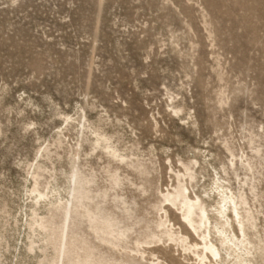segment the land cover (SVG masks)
I'll list each match as a JSON object with an SVG mask.
<instances>
[{"label": "rangeland", "instance_id": "obj_1", "mask_svg": "<svg viewBox=\"0 0 264 264\" xmlns=\"http://www.w3.org/2000/svg\"><path fill=\"white\" fill-rule=\"evenodd\" d=\"M77 167L70 235L96 262L201 264L158 223L168 211L196 243L165 194L180 175L211 203L219 174L264 264V0H0V264L52 262L28 228L34 191L69 198Z\"/></svg>", "mask_w": 264, "mask_h": 264}, {"label": "bare ground", "instance_id": "obj_2", "mask_svg": "<svg viewBox=\"0 0 264 264\" xmlns=\"http://www.w3.org/2000/svg\"><path fill=\"white\" fill-rule=\"evenodd\" d=\"M97 142L103 141L97 139ZM112 153L115 155L117 151L112 150ZM48 154V149H46L43 157H47ZM233 166L235 165L233 164ZM42 170V164L38 163L32 173V179L35 183L41 177L40 172ZM182 177L194 180V175L190 173V170H186V174ZM177 179L179 186L174 189L173 193L165 194V208H169L173 214L178 216L180 225L194 238L196 243H192L187 235L182 234L180 228H176L166 210L158 223L161 237L166 238L171 243L180 242L183 251L191 253L201 264L213 262L216 264H253L246 233V222H249L250 219L241 213L236 197L232 190L225 185V180L218 174V179L215 178L214 185L216 188L213 196L211 197L209 194L207 196V199L212 202L207 203L197 194L192 195L191 189L188 188L189 185L182 184L180 175ZM69 186V198L66 199L62 198L59 193L54 194L56 192L49 198V196L39 191H34L37 193V197L31 204L32 215L28 228L33 234L39 232L38 236H42L43 250L52 249L53 258L50 264H118L113 258L109 260L99 258L96 262V260H93L94 256L91 251L75 244L73 237L70 235V222L73 214L79 208H82V202L85 198L83 184L78 177V167L69 178ZM240 199L242 200V198ZM42 204L44 206H41ZM41 208H45L48 213H52L50 221H46V218L39 214ZM57 212L64 220L61 226L56 227L54 221ZM50 226H53V228ZM235 227L237 228L236 231L240 230L242 233V239L236 234ZM96 233H101L105 237L101 240L109 242L113 248H116L109 241L111 238H116V231L110 220H104L99 228L97 227ZM149 245V243H146L143 251H138L137 254H139L140 259L147 254L146 249L152 248ZM35 246L36 242L29 238V250L34 251ZM141 246L138 244V248ZM127 256L134 259V256L131 257L130 254Z\"/></svg>", "mask_w": 264, "mask_h": 264}]
</instances>
